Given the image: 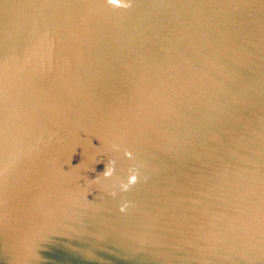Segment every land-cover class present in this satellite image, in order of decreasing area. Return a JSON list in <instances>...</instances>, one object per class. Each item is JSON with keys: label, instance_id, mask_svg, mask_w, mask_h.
Returning <instances> with one entry per match:
<instances>
[{"label": "water", "instance_id": "obj_1", "mask_svg": "<svg viewBox=\"0 0 264 264\" xmlns=\"http://www.w3.org/2000/svg\"><path fill=\"white\" fill-rule=\"evenodd\" d=\"M0 264H264V0H0Z\"/></svg>", "mask_w": 264, "mask_h": 264}, {"label": "clouds", "instance_id": "obj_2", "mask_svg": "<svg viewBox=\"0 0 264 264\" xmlns=\"http://www.w3.org/2000/svg\"><path fill=\"white\" fill-rule=\"evenodd\" d=\"M113 2H116V0H113ZM114 169H112V170H107L106 172H105V174L106 175H111V173H112V171H113ZM135 180V177H133V181ZM125 187V189L127 188V185H125L124 186Z\"/></svg>", "mask_w": 264, "mask_h": 264}]
</instances>
